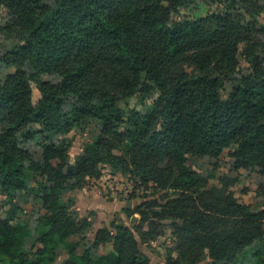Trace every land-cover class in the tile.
<instances>
[{"label":"trees","instance_id":"trees-1","mask_svg":"<svg viewBox=\"0 0 264 264\" xmlns=\"http://www.w3.org/2000/svg\"><path fill=\"white\" fill-rule=\"evenodd\" d=\"M195 1L0 0L8 17L0 31L19 39L0 56V67L14 69L0 80V196L9 207L0 218V264H55L60 245L63 264H151L141 245L166 230L174 247L165 264H264V208L237 201V178L209 187L213 173L185 164L187 156L217 160L227 150L236 171L264 179L263 8L201 0L212 7L204 17L174 20ZM180 64L197 74L179 72ZM134 98L142 110L121 107ZM91 120L99 132L70 163L66 136ZM102 166L163 198L125 207L139 222L96 230L79 257L67 240L90 222L65 195L100 179ZM17 200L39 202L45 212L29 247L32 231ZM104 246L110 250L93 262L91 250Z\"/></svg>","mask_w":264,"mask_h":264},{"label":"rangeland","instance_id":"rangeland-1","mask_svg":"<svg viewBox=\"0 0 264 264\" xmlns=\"http://www.w3.org/2000/svg\"><path fill=\"white\" fill-rule=\"evenodd\" d=\"M250 1H256L258 5L263 8L257 19L259 22L264 23V0ZM211 8L212 7L210 5H207L205 2L196 0L195 2L181 8L179 10V14L174 17V20H179L183 17L193 19L202 18L208 13L209 10H211ZM7 21L8 17L6 13L4 11H0V27L4 26ZM18 41L19 39L16 34L3 33L2 31H0V56H3L6 52H8L11 46L18 43ZM240 64L245 71L247 69V66L242 61H240ZM177 70L179 72H184L189 76H194L197 74L194 68L189 67L186 64H180ZM13 72V68H6L4 66H1L0 80L3 82L5 78ZM45 79L53 80V78L49 77H45ZM229 92L230 84L226 83L224 86L223 95L227 96ZM37 98V91L33 88V100L36 101ZM154 98L155 95H152L150 97V100L146 102H149ZM121 107L126 111L129 109L142 110L141 103L136 98L127 101L126 104H121ZM98 132L99 125L97 121L94 120L89 121V123L82 129L74 128L70 131V133L66 136L70 140V163H73L75 161V158L82 154L84 145L87 142H90L92 140V137L96 136ZM30 151L35 158L40 157L39 149L35 145V143H31ZM185 164L192 171L203 176L213 173L214 180L210 181L209 187L216 185L218 182L217 180L224 176L237 178V183L232 188L237 201L241 204L249 205L252 209L264 208V188H260V185L264 184V179L260 177L255 170L236 171L233 166V160L229 158L227 150H225L217 160L187 156ZM215 166L216 169L212 171V168H214ZM101 168L102 176L99 179L98 184H95L96 181L92 179L85 187L87 188V192L83 193V195H80L82 194V190L78 193H67L65 195V200H73L71 211L78 218H87L90 222V228H88L83 234L70 236L67 240L70 243L78 244L76 252L79 257L84 256V252L86 249H88L89 242L93 238L96 230L104 227L109 228V225L112 222L130 228L134 224H137L139 222V216L137 214L129 217L123 211L126 206V202H130L129 208L133 210L141 202L149 199H155L161 202L163 198L162 196L164 194L163 192L154 191L152 185H141V189L136 195L128 194L125 198L123 195H121L120 192L126 189V183L131 181L132 183L137 184L139 179L137 177H133L130 174H121V178L114 181L112 177L120 173H112L108 168L103 166ZM108 182H113V189L116 191V194H113L112 197L105 196L102 190L108 185L111 186L112 183ZM86 196H89V198H87ZM130 197L132 198L131 201L129 200ZM15 202L23 210V214L19 218L23 222H25L32 231V236L26 244V246L29 247L36 236L33 230L35 227L36 219L39 216L43 215L45 212L41 208L39 202L32 200L26 203L21 200H17ZM81 202H83V204ZM8 209L9 207L5 203V198L3 196H0V218H5L7 216ZM133 219H135L136 221H133ZM142 228L146 229V226L144 225L142 226ZM166 231L167 234H165L164 236L141 245V251L149 258L151 264H165L167 254L174 247V238L169 235V230ZM109 250L110 246H104L98 250H91L90 257L93 262H96L101 255L107 253ZM171 255L173 257L175 256L174 254ZM66 259V249L62 245H60L56 252L55 264H63ZM81 264H84V262H82ZM199 264H211V262L208 258H204ZM241 264H248V260L243 259Z\"/></svg>","mask_w":264,"mask_h":264},{"label":"built area","instance_id":"built-area-1","mask_svg":"<svg viewBox=\"0 0 264 264\" xmlns=\"http://www.w3.org/2000/svg\"><path fill=\"white\" fill-rule=\"evenodd\" d=\"M121 174H117V175H115L114 177H112V179L115 181V180H117V179H119V178H121ZM96 182H95V184H98V182H99V179H98V181L97 180H95ZM92 183V182H91ZM108 183H112L111 184V186H107V187H104L102 190H103V193H104V195L105 196H110V197H112L113 196V194H116L115 192V190L113 189V182H108ZM93 184V183H92ZM91 184V185H92ZM141 182L140 181H138L137 182V184H134V183H132L131 181L130 182H127L126 183V189H124L123 191H119L120 193H121V195H123L125 198H126V196L128 195V194H137L138 192H139V190L141 189ZM148 186H150V184L148 185Z\"/></svg>","mask_w":264,"mask_h":264},{"label":"crops","instance_id":"crops-1","mask_svg":"<svg viewBox=\"0 0 264 264\" xmlns=\"http://www.w3.org/2000/svg\"><path fill=\"white\" fill-rule=\"evenodd\" d=\"M89 189V188H88ZM87 192V188H84V189H82V194H80V195H83V193H86ZM87 195H89V194H87ZM81 197H83V196H81ZM87 197V196H86ZM87 198H89V196L87 197ZM86 200V199H85ZM82 204H83V202H81ZM126 204V208H129V207H127V202L125 203Z\"/></svg>","mask_w":264,"mask_h":264},{"label":"water","instance_id":"water-1","mask_svg":"<svg viewBox=\"0 0 264 264\" xmlns=\"http://www.w3.org/2000/svg\"><path fill=\"white\" fill-rule=\"evenodd\" d=\"M129 205H130V202H127V207H129ZM133 221H136L135 219H133Z\"/></svg>","mask_w":264,"mask_h":264}]
</instances>
